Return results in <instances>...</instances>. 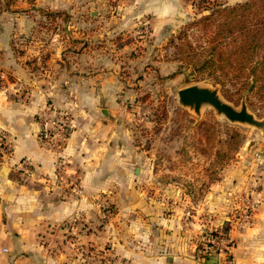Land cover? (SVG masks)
<instances>
[{"label":"crops","instance_id":"obj_1","mask_svg":"<svg viewBox=\"0 0 264 264\" xmlns=\"http://www.w3.org/2000/svg\"><path fill=\"white\" fill-rule=\"evenodd\" d=\"M142 2L146 13L159 12L158 22L168 29L173 3ZM122 52L102 46L57 49L41 66L44 79L38 86L31 84L30 98L16 94L17 86L32 81L28 66L15 57L6 58V70L15 80L7 91L0 88V142L11 150L0 166V264H84L59 245L58 252L50 250L60 233L48 232L75 217L87 223L86 230L77 227L82 243L111 248L109 264H223L222 256L199 262L192 240L221 229L229 220L227 206L254 183L248 168L254 163L242 160L230 165L228 177L212 185L208 195L224 203L220 209L202 211V224L187 217L186 209L148 201L144 188L151 174L134 138L133 117L118 109L119 96L127 94L120 74ZM48 105L73 114V133L62 156L78 175L81 199L59 200L58 191L50 192L44 184L46 177L56 176L59 160L37 140L38 117L47 113ZM25 160L35 167L31 184L10 176ZM34 182L37 186H32ZM259 182L252 222L232 232L234 264H264V173ZM105 195L120 207L111 218L94 208V199Z\"/></svg>","mask_w":264,"mask_h":264},{"label":"rangeland","instance_id":"obj_2","mask_svg":"<svg viewBox=\"0 0 264 264\" xmlns=\"http://www.w3.org/2000/svg\"><path fill=\"white\" fill-rule=\"evenodd\" d=\"M169 1L174 5V14L165 29L158 22L159 12L146 13L142 0H3L0 4V88L7 91L15 80L6 70L7 57H15L17 62L28 66L32 81L17 86L16 94L30 98L31 84L38 86L44 79L41 66H46L47 57L57 49L77 51L86 46H102L123 50L120 74L127 94L119 96L118 109L133 117L134 138L143 153L144 167L151 174L144 188L148 201L164 203L169 209H186L187 217L202 224V211L220 209L224 203L208 195L212 185L228 177L230 165L248 160L254 163L248 167L254 183L227 206L231 209L227 216L234 220L250 206L246 212L254 215L253 197L260 186L256 182L264 173V128L230 122L209 105H204L197 114L180 104L178 92L195 85L217 89L222 100L237 110L242 100H246L249 112L262 121L264 108L259 106L257 98L252 104L246 96L239 100L232 86L224 94L221 84L198 69L202 47L206 46L204 39L211 35V29L202 25V17L209 14L203 10L202 0ZM216 1L233 6L249 0ZM194 52L197 56L191 61L189 57ZM10 151L8 144L0 142V166L7 162ZM57 165L56 176L44 180L48 191H58V199L64 202L81 199L83 188L77 173L70 171L69 163L63 158ZM30 167L29 172L23 171L21 164L18 169L13 168L11 178L21 184H31L35 167L32 164ZM72 182L79 185L77 193H70ZM94 201V208L100 209L106 218L120 209L107 195ZM252 219L253 216L251 222ZM228 225L226 220L221 229ZM78 226L86 230L87 223L82 217L52 228L48 234L57 230L60 237H52L58 244L54 247L53 243L50 250L58 252L63 247L72 257L81 256L84 264H105V259H110L107 251L111 248L82 243ZM92 252L98 253L97 259L85 257H90Z\"/></svg>","mask_w":264,"mask_h":264},{"label":"trees","instance_id":"obj_3","mask_svg":"<svg viewBox=\"0 0 264 264\" xmlns=\"http://www.w3.org/2000/svg\"><path fill=\"white\" fill-rule=\"evenodd\" d=\"M202 8L209 13L202 17V25L211 29V35L204 39L198 69L221 84L224 94L232 86L239 100L246 96L252 104L257 98L264 108V0L233 6L202 0ZM193 55L191 61L197 53Z\"/></svg>","mask_w":264,"mask_h":264},{"label":"built area","instance_id":"obj_4","mask_svg":"<svg viewBox=\"0 0 264 264\" xmlns=\"http://www.w3.org/2000/svg\"><path fill=\"white\" fill-rule=\"evenodd\" d=\"M46 112V114L38 117L40 128L37 134V140L43 147L48 148V150L60 159L63 158V151L67 147L68 141L73 133V114L71 110H55L51 105L47 106ZM30 164L27 161H23L21 163L23 171H31ZM78 186L77 183L72 182L70 193H77L79 191ZM250 208L251 206L247 210ZM246 211L239 213L234 220L229 219L227 230L225 228L213 232H205L200 238L192 240L194 254L199 262H205V259L211 256H222L223 264H234L233 252L236 242L232 238V232L234 230L241 231L251 223L253 214L252 212L247 213ZM91 254L90 257L88 255L85 257L97 259L98 253L92 252ZM103 258L105 259V257ZM79 259L85 261L81 256ZM109 263L110 259H105V264Z\"/></svg>","mask_w":264,"mask_h":264},{"label":"water","instance_id":"obj_5","mask_svg":"<svg viewBox=\"0 0 264 264\" xmlns=\"http://www.w3.org/2000/svg\"><path fill=\"white\" fill-rule=\"evenodd\" d=\"M179 102L184 107L193 109L197 114L204 105L213 107L219 115L224 116L230 122L244 123L257 128H264V121L258 120L248 110L246 100H242L240 110L235 109L226 103L220 97L217 89L209 87L190 86L178 92ZM140 173V169L136 170V174Z\"/></svg>","mask_w":264,"mask_h":264}]
</instances>
